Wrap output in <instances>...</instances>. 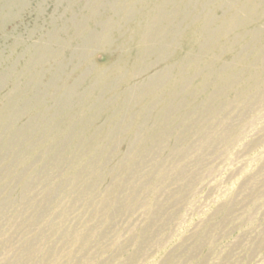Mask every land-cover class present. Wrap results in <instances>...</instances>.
<instances>
[{
  "label": "rangeland",
  "instance_id": "obj_1",
  "mask_svg": "<svg viewBox=\"0 0 264 264\" xmlns=\"http://www.w3.org/2000/svg\"><path fill=\"white\" fill-rule=\"evenodd\" d=\"M5 1L0 264H264V0H169L138 65L100 0Z\"/></svg>",
  "mask_w": 264,
  "mask_h": 264
},
{
  "label": "bare ground",
  "instance_id": "obj_2",
  "mask_svg": "<svg viewBox=\"0 0 264 264\" xmlns=\"http://www.w3.org/2000/svg\"><path fill=\"white\" fill-rule=\"evenodd\" d=\"M113 1L114 2L105 3L106 2L105 0H100L99 6L103 7L102 9L106 13L114 12L115 14H120L121 19H127V20L133 19V21H136V24L133 25L134 28L132 29V32H133V37L135 39V52L136 53L134 54V58L137 59L136 63L138 65V63L141 61L140 59L141 55L143 53H147L149 49L156 48V46L159 44L158 38H159L160 30L158 29V25L163 24L165 21H167L166 20L167 14H165V7L167 6V2H169V0H113ZM117 1H120L119 2L120 4H118ZM179 2H180L179 7L181 6L185 7L189 5L192 2V0H179ZM5 4L6 5L8 4L6 11H8V8L11 6H15L18 9V8H21L23 5L22 0H6L4 5ZM227 4H228V0H221L222 6L223 5L225 6ZM235 6L236 5H234V7ZM252 7L253 5L251 6V8ZM82 11H85L86 14L88 13L89 14L87 15V17H84L80 21L79 25L73 26L75 27L74 29L75 30L79 29L82 34H83L84 29L88 30L90 36L88 37V39H86L87 43L105 41V36H106L105 34L108 31V26L106 24L100 23V13L98 15L96 10L91 6L89 2H85L84 4H82ZM257 15H258L256 16L257 20L261 21L262 19H264V13L263 14L259 13ZM6 17H8V15ZM236 17H237L236 15H233L232 22H234ZM248 17L250 18L245 20V22L242 24L243 28L245 27L247 23H249V21H252L251 14H249ZM90 22L94 23L95 25L94 29L97 27L100 29V32L96 33V32L89 31L91 29H87V25H89ZM195 28L196 29H192L191 31H189V34H186V36H184L185 45L187 47L186 49H190V48L192 49L198 45V36L196 35H198L199 32H201L202 28L199 26H196ZM251 34L258 35L260 33L256 29H252ZM48 50H49L48 48L44 47L42 48L41 51L45 52ZM29 51L30 50H27L28 53ZM44 56L45 55H40V58L45 59ZM141 70H142L141 66L137 67V71L136 72L134 71V73L132 74V77L135 74L139 73Z\"/></svg>",
  "mask_w": 264,
  "mask_h": 264
}]
</instances>
